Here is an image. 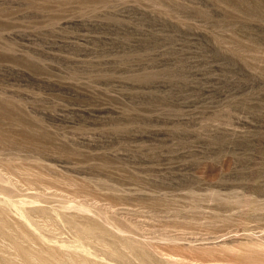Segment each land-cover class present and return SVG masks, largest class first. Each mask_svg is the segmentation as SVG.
Listing matches in <instances>:
<instances>
[{
  "label": "rangeland",
  "instance_id": "1",
  "mask_svg": "<svg viewBox=\"0 0 264 264\" xmlns=\"http://www.w3.org/2000/svg\"><path fill=\"white\" fill-rule=\"evenodd\" d=\"M0 264H264V0H0Z\"/></svg>",
  "mask_w": 264,
  "mask_h": 264
}]
</instances>
